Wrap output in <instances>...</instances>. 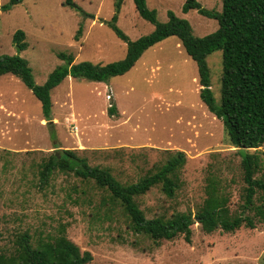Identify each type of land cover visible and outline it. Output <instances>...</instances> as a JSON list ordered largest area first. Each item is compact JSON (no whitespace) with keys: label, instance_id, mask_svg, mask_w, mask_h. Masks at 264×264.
I'll return each instance as SVG.
<instances>
[{"label":"rangeland","instance_id":"rangeland-1","mask_svg":"<svg viewBox=\"0 0 264 264\" xmlns=\"http://www.w3.org/2000/svg\"><path fill=\"white\" fill-rule=\"evenodd\" d=\"M9 0H0V6ZM27 0L7 12L0 10V55H19L42 85L71 55L73 63L105 65L121 60L126 45L107 25L130 41L150 34L154 26L135 11L132 0ZM202 9L220 12L222 0H197ZM183 0H145L158 23L168 13L189 23L193 35L207 36L217 22L192 10ZM80 30V33L78 32ZM22 31L26 49L18 53L13 36ZM210 91L220 103L222 52L206 58ZM197 66L175 37L145 51L134 67L108 83L66 78L51 92V121L40 102L19 78L0 77V259L7 261L17 237L31 243L61 236L91 256L88 264H264V225L233 233H204L191 226L190 242L182 237L153 242L134 234L118 205L91 181L54 172L41 184L42 165L52 154L76 151L89 165L108 168L122 184L135 183L168 153H184L179 187L173 199L152 188L136 199L147 219H169L175 212L195 214L204 199L208 173L224 182L230 209L241 203L240 157L228 144L221 121L199 98ZM115 115H108L109 107ZM264 179V144L258 148Z\"/></svg>","mask_w":264,"mask_h":264},{"label":"trees","instance_id":"trees-1","mask_svg":"<svg viewBox=\"0 0 264 264\" xmlns=\"http://www.w3.org/2000/svg\"><path fill=\"white\" fill-rule=\"evenodd\" d=\"M27 0H9L0 6L7 12ZM119 11L121 0H115ZM140 18L154 26V30L135 41H130L116 26L114 15L107 24L115 36L126 45L124 57L105 65L73 63L71 55L59 54L63 65L55 68L42 85L33 82L32 70L19 55H0V77L11 75L19 78L40 102L42 116L51 121V92L66 78L108 83L112 78L130 71L142 54L169 37H175L185 54L197 66L201 87L199 98L217 120L221 121L229 145L240 157L239 169L243 188L241 203L230 209V200L224 182L217 175L208 173L204 199L194 215L190 211L175 212L169 219H147L139 209L136 199L152 188H159L168 199H173L179 187V172L186 163L184 153H168L167 159L148 171L135 183H120L108 168L89 165L76 151L65 150L50 155L40 171L41 184L54 173L60 172L91 181L96 188L106 192L110 201L119 206L127 219L129 229L144 235L153 242L172 241L182 237L187 243L192 234L191 226L198 223L201 230L233 233L241 228L255 229L264 225V179L255 175L262 169L258 148L264 144V0H222L220 12L202 9L197 0H183L182 12L195 10L200 15L217 22L215 32L204 36L193 35L189 23L168 13V21L158 23L156 13L145 6V0H132ZM71 8V0H66ZM80 33V30L78 31ZM24 34L17 31L13 43L18 53L26 49ZM222 52L220 103L216 105L210 91V75L206 58L213 52ZM108 115H115L109 107ZM27 233L17 237L14 254L0 264H88L91 256L61 236L34 246Z\"/></svg>","mask_w":264,"mask_h":264}]
</instances>
